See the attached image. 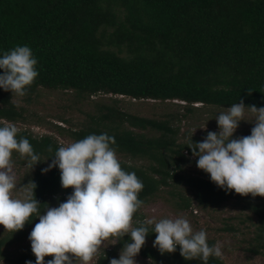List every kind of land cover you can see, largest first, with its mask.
<instances>
[{"label":"trees","instance_id":"1","mask_svg":"<svg viewBox=\"0 0 264 264\" xmlns=\"http://www.w3.org/2000/svg\"><path fill=\"white\" fill-rule=\"evenodd\" d=\"M17 46L30 47L38 76L27 95L19 96L24 104L0 88V127L5 125L2 121L30 122L35 114L27 106L39 89L70 91L76 107H88L80 109L82 121L74 124L59 116L67 126L50 124L71 142L90 134L115 138L111 147L122 169L135 172L144 185L133 227L144 222L142 207L163 193L178 211H192L193 204L212 210L234 200L240 213L226 218L221 230L235 233L243 225L246 251L264 258V197L225 191L210 174L197 166L190 169L198 157L187 144L204 139L181 135L176 124L194 111V103L228 108L242 99L245 106L264 107V0H0V57ZM123 98L179 100L182 111L140 115L123 108ZM36 120L47 122L38 116ZM18 129L17 139L27 138L40 162L31 169L27 158L15 151L12 162L23 168L19 184L24 191L31 187L26 185L29 181L37 185L35 198L43 214L73 192L61 186L58 166L42 172L63 144L51 133ZM250 134L251 129H244L233 138ZM37 222L39 218L33 217L14 233L3 227L0 259L35 264L28 237ZM148 227L138 254L148 260L146 264H203L199 259L185 260L179 245L174 253L161 254L153 247L154 225ZM25 240L28 243L14 249ZM125 242H131L130 235L115 244L108 241L91 264L119 259ZM207 242L212 246L216 240L209 237ZM207 264L226 262L210 257Z\"/></svg>","mask_w":264,"mask_h":264},{"label":"clouds","instance_id":"2","mask_svg":"<svg viewBox=\"0 0 264 264\" xmlns=\"http://www.w3.org/2000/svg\"><path fill=\"white\" fill-rule=\"evenodd\" d=\"M36 65L37 59L28 46L5 52L0 57V69H3L0 88L11 91L12 96L27 95V88L38 76ZM246 108L254 118L250 121L254 122L251 134L233 138L239 122L246 120ZM215 118L219 132L208 131L203 141L191 139L187 144L192 155L198 157L197 167L210 174L211 181L225 191L264 197V107L245 106L241 99ZM19 131L12 123L0 127V225L14 233L33 217L39 218L28 237L35 264H74V261L90 264L100 249L108 246L106 241L115 244L126 234L131 242H125L119 259L112 258L110 264H136L135 257L146 243L151 225L156 233L153 247L161 254L174 253L179 245L185 260L199 259L207 264L210 257L224 259L219 242L209 246L206 231L194 232L184 217L159 221L151 218L133 227L134 214L143 204L138 194L144 185L135 172L122 169L116 150L111 147L115 138L106 133L90 134L58 147L51 163L42 169L46 173L58 166L61 186L73 189L58 207H47L41 214L34 192L37 185L33 181L26 184L31 187L25 189L22 199L12 198L16 187L13 151L27 158L31 169L40 162L29 140L17 139ZM48 150L52 151L51 146ZM46 256L52 259L45 261ZM26 264L33 262L29 260Z\"/></svg>","mask_w":264,"mask_h":264},{"label":"rangeland","instance_id":"3","mask_svg":"<svg viewBox=\"0 0 264 264\" xmlns=\"http://www.w3.org/2000/svg\"><path fill=\"white\" fill-rule=\"evenodd\" d=\"M98 98V97H96ZM14 100L19 104H24L18 97H14ZM74 98L70 91H49L45 89H39L35 98H33L32 103L27 106L29 113H34L31 116L30 122H18L15 125L18 128L29 127L34 134L41 133H51L53 134L64 146H67L71 142L66 136L59 135L56 130L51 126L52 124H59L62 126H67L66 123L60 121L59 116H63L65 119H70L74 124L82 121L83 115L80 109L88 108L86 105L81 107H76L74 105ZM183 102L179 100H133L129 98H123L120 103L129 112L137 113L145 116H160L165 113L180 112L181 104ZM85 104V103H84ZM195 108L191 114H188L184 119L177 122L180 128V134H185V132L191 135L198 136L205 139L208 131L219 132V126L217 119L215 118L221 112H226L227 108H216L213 106H204L200 103H194ZM36 116L47 120V122L38 123ZM245 119L239 122V126L235 132H239V135L244 129H252L254 127L253 115L249 110H245ZM249 120V121H247ZM5 124L8 122L2 121ZM204 127V128H202ZM196 129V130H195ZM195 130V132H194ZM197 164H191L190 169H195ZM13 171L15 174L16 187L12 190V198H23L24 190L19 184L20 174L23 171L22 167H18L14 162H12ZM142 212L145 216L144 221L147 219L155 218L159 221L163 218L176 219L179 217L186 218L193 231L205 230L207 233V238H215L216 243L222 246V252L224 254V261L226 264H264V258L260 255H253L246 251V243L242 233L246 232V228L240 225L242 231L235 233L223 231L221 227L223 226V221L226 218L238 216L240 211L238 206L234 203V200H230L225 203L222 207L212 210L202 211L197 208L194 213L190 210L178 211L172 204L170 196L166 193L161 194V197L156 200L144 205L142 207ZM3 225H0V231ZM28 243L25 240L14 247V249H19L23 245ZM215 243V244H216ZM108 244V241L105 242ZM90 262V264L94 261ZM136 264H146L148 260L142 258L140 255L135 257ZM0 264H8L4 260L0 259ZM76 264H80L78 261Z\"/></svg>","mask_w":264,"mask_h":264},{"label":"built area","instance_id":"4","mask_svg":"<svg viewBox=\"0 0 264 264\" xmlns=\"http://www.w3.org/2000/svg\"><path fill=\"white\" fill-rule=\"evenodd\" d=\"M192 211L195 213L197 211V207L193 204V209Z\"/></svg>","mask_w":264,"mask_h":264}]
</instances>
